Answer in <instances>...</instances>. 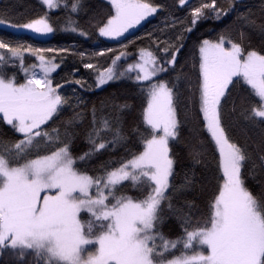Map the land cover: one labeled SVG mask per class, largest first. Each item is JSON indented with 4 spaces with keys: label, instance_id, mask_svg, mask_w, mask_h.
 Wrapping results in <instances>:
<instances>
[{
    "label": "snow or ice",
    "instance_id": "6c2138e0",
    "mask_svg": "<svg viewBox=\"0 0 264 264\" xmlns=\"http://www.w3.org/2000/svg\"><path fill=\"white\" fill-rule=\"evenodd\" d=\"M39 2L34 16L0 10L12 30L0 34V264H264V181L258 193L247 183L264 174V0ZM150 18L161 23L148 45L129 51L130 30ZM205 20L225 26L198 40L190 62L186 41ZM27 32L91 38L95 51L15 35ZM122 80L143 98L138 124L126 122L127 99L79 110L83 93ZM185 121L199 123L187 145L193 168L177 184ZM237 124L252 133L243 143ZM213 180L205 210L187 193L203 195Z\"/></svg>",
    "mask_w": 264,
    "mask_h": 264
},
{
    "label": "trees",
    "instance_id": "16d2710c",
    "mask_svg": "<svg viewBox=\"0 0 264 264\" xmlns=\"http://www.w3.org/2000/svg\"><path fill=\"white\" fill-rule=\"evenodd\" d=\"M159 2L167 3L171 5L173 3V0H159ZM198 0H190V3H196ZM249 4H252L254 7H258L261 3V0H247ZM92 4L94 8H102L105 7L104 0H92ZM7 9L10 14L13 17L16 18H23L25 16H34L38 12L44 11L45 9L41 8L39 0H0V10ZM179 15H184L183 11H179L176 13ZM55 16L62 15L59 11L54 13ZM59 23V21H57ZM161 21L157 18H150V22L146 21L141 26H139L136 29L130 30V33L128 34L131 39L136 40V44L132 45L129 48V51L134 50L139 47H145L148 45V36L147 34L149 32H153L157 26H159ZM223 21H212V20H205L201 24L197 25L196 30L190 34L187 43V48L184 50V55L186 57L190 58V62L194 60L196 56L195 47L198 42V40L202 38H214L217 32L222 30V27H224ZM3 33H9L11 34L12 31L4 28H0V34ZM17 38L22 39L23 42L32 44L34 46L38 47H52V48H59V47H72L75 45L80 50H87L89 52L95 51V40H91V38H88L86 40L85 38H81L75 35L65 34L62 32H56L54 33L50 38L48 39H38L28 33L26 34H15ZM137 37H142L141 39H136ZM103 40V38H101ZM91 40V42H88ZM251 44L254 47L260 46V37L253 33L251 37ZM105 46L119 48L118 42L115 41H104ZM101 62L108 63V56L100 57L98 58ZM128 62H131V58ZM71 58L69 59V64H71ZM127 62L121 61L122 65H126ZM76 66H80L79 61L76 62ZM123 70V69H122ZM91 70H86L81 67V71L79 73H76L77 76L85 75V78L89 80V83L92 82L91 78L87 76V73ZM197 69L192 68L189 71V80L191 81V87L192 90L195 91V83H196V75H197ZM61 91H64L63 89ZM84 101L85 103L81 105L80 111H84L86 113L90 112L91 108L95 106L98 110L102 108V106L106 102H110L113 99H115L117 102H123L125 99H127L132 105L133 110L126 114V122L129 127H131L134 123L138 124L141 119V105L144 103L143 98L139 95V93L136 90V87L134 84H132L130 81L122 80L117 82L109 83L108 85H105L103 88L95 89L91 92L83 93ZM109 111H111V108H105L104 114H107ZM100 112L98 111V115ZM66 115H71V112L67 113ZM181 119L184 120V116H181ZM199 122H191V121H185L182 125V139L179 144H176L174 151L179 156V163L177 165V171L181 173V175H178L176 177V183L179 184L183 180V173L188 171L189 169L193 168V165L188 157V147L189 144H194L195 141L193 140V128L197 126ZM0 127L4 128V131H7V128L3 125H0ZM9 135L11 133L9 132ZM206 136V133L204 134ZM232 135L233 137L239 141L240 143H243L246 136H251V132H246L242 124L234 125L232 128ZM80 147L84 148L86 147L85 143L83 141L80 142ZM114 158L118 159L123 153L121 151H117L115 153L111 154ZM213 168L215 167V162L213 161ZM196 175L198 179H201V170L197 167L195 169ZM257 172L259 173L260 170L257 169ZM260 181H264V174H258L255 177V180L249 179L247 181L248 186L254 193H258L260 191ZM216 188V181H212L210 184H208V191L205 192L203 195H198L196 192H189L187 193V196L190 199H195L198 204H200L202 209H205V205L207 202V199L210 197V195L215 191ZM174 221H169V224H173ZM165 232L168 233V235L172 238H175V234L177 232V229L173 228L171 231H169V228L165 227Z\"/></svg>",
    "mask_w": 264,
    "mask_h": 264
},
{
    "label": "rangeland",
    "instance_id": "374dc122",
    "mask_svg": "<svg viewBox=\"0 0 264 264\" xmlns=\"http://www.w3.org/2000/svg\"><path fill=\"white\" fill-rule=\"evenodd\" d=\"M0 28L8 29V28H5V27H0ZM8 30H11V29H8ZM27 33L30 34V35H32V36H34V37H36V38H38V39H48V38H50L53 35V34H49V35H39V34H32L30 32H27Z\"/></svg>",
    "mask_w": 264,
    "mask_h": 264
}]
</instances>
